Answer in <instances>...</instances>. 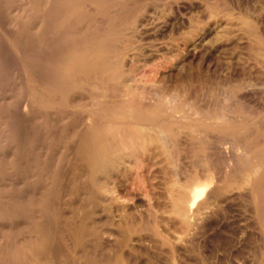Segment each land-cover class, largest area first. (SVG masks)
<instances>
[{
  "label": "rangeland",
  "instance_id": "rangeland-1",
  "mask_svg": "<svg viewBox=\"0 0 264 264\" xmlns=\"http://www.w3.org/2000/svg\"><path fill=\"white\" fill-rule=\"evenodd\" d=\"M97 3L99 8L88 10L84 20H74L71 29L107 33L111 25L108 19L114 13L111 7H125L129 13L121 17L112 37L118 44L123 41L121 45L136 39L134 44L141 46L142 57L138 56L135 65L138 84L134 83L133 89L108 82L96 71L62 69L66 78L74 79L80 95L78 102L70 103L65 91L58 95L54 84L41 82L26 71V66L23 69L14 59L0 60V110L9 111L0 120V264H28L21 259L14 261L12 254L33 240L42 244L45 238H49L50 252L43 251L35 264H264V0ZM138 19L158 24L147 20L144 32L142 28L134 31ZM52 26L29 32L36 38L28 47L33 49L32 43L45 47L53 37ZM201 34L207 38L204 49L193 55L188 42ZM69 36L73 41L80 35ZM148 91H166L170 96L169 92L176 98V109L166 112L141 104L140 94L146 96ZM127 92H139V99L126 108L127 112L148 113V119L137 121L150 124L153 131H145L147 126L140 127L136 118H114L110 98L122 101ZM97 96L104 101L101 109L93 105ZM27 98L33 110L20 108ZM160 98L162 102L164 98ZM95 112L106 122L117 120L133 126L131 139L122 140L118 132L116 140L111 132L105 136L107 144L117 146L114 155L124 160L114 172L117 191L113 200L104 199L91 171L81 166L76 156L85 120L92 119ZM158 127L166 135H155ZM149 132L158 136L152 144ZM257 164L260 169L252 171ZM247 174L252 175L250 180ZM246 179L249 183L245 184ZM191 186L208 188L200 201L210 197L207 208L200 216L192 213L187 224L178 217L175 206Z\"/></svg>",
  "mask_w": 264,
  "mask_h": 264
},
{
  "label": "bare ground",
  "instance_id": "bare-ground-1",
  "mask_svg": "<svg viewBox=\"0 0 264 264\" xmlns=\"http://www.w3.org/2000/svg\"><path fill=\"white\" fill-rule=\"evenodd\" d=\"M169 1V0H168ZM174 1V0H173ZM185 1V0H184ZM121 2V1H120ZM132 2V1H131ZM137 2V1H136ZM154 2V1H153ZM119 3V2H118ZM151 3V2H150ZM177 3V2H176ZM180 3V2H178ZM117 4V3H116ZM152 4V3H151ZM172 4V2H171ZM184 4V3H183ZM125 5V4H124ZM178 5V4H177ZM181 5V4H179ZM194 5V4H193ZM198 5V3L196 4ZM134 6V5H133ZM137 6V5H136ZM157 6V5H156ZM171 6V5H170ZM239 6V5H238ZM127 7V6H126ZM139 7V6H138ZM136 7V9L138 8ZM183 7V6H182ZM99 5L97 3V0H0V60H3V62H9V60L14 59L17 61V65L22 66L23 69L24 66H26V71H29L31 75L36 76L39 78L41 82H44L47 84L52 83L54 84L53 90L60 95L61 91H65L68 95L67 100L70 103H76L80 99V95L76 92L77 85L74 82V79L72 77H65L64 73H62V69H68V70H75L78 73L86 72V71H96L102 74V77H105L108 82L111 83H122L127 86L128 89H133L132 85L135 83L137 80V75L136 73V68L135 65L138 60L139 55V47H137L134 44V41H131L132 38L130 39L129 42L124 43L123 45L116 43V40L112 37L120 24H121V17L123 15L125 16L126 14L129 13L125 7L122 8H116L114 9L111 7V11L114 13L110 15L108 22L111 24L108 28L109 31L106 32H80V31H75L72 30V23L74 20H84L85 19V13L88 12V10H95L98 9ZM129 8V5H128ZM132 8V6H131ZM130 8V10H131ZM146 8V7H145ZM179 8V7H177ZM173 9V8H172ZM134 10V9H133ZM141 10V8H140ZM156 10V9H155ZM177 10V9H175ZM190 10V9H189ZM240 10V9H239ZM245 10V9H244ZM255 10V9H253ZM178 11V10H177ZM181 11V10H180ZM214 10H212L213 12ZM219 11V10H218ZM226 11V10H225ZM96 12V11H95ZM133 12V11H132ZM131 12V15H132ZM137 12V11H135ZM154 12V11H153ZM174 12V11H173ZM217 12V10H216ZM222 12V11H221ZM244 12V11H243ZM250 12V11H249ZM134 13V12H133ZM145 13V12H144ZM143 13V14H144ZM149 13V12H148ZM151 13V12H150ZM157 13V12H156ZM160 13V12H159ZM171 13V12H170ZM211 13V12H210ZM235 13V12H234ZM247 13V11H246ZM136 14V13H135ZM152 14V13H151ZM161 14V13H160ZM167 14V13H165ZM183 14V13H182ZM240 14V13H239ZM251 14V13H250ZM253 14V13H252ZM147 15V14H146ZM149 15V14H148ZM169 15V14H168ZM208 15V14H207ZM206 15V16H207ZM212 15V14H211ZM217 15V14H216ZM229 15V14H227ZM193 16V15H192ZM99 17V16H98ZM143 17V16H142ZM141 17V18H142ZM163 17V16H161ZM167 17V16H166ZM245 17V16H244ZM254 17V16H253ZM256 17V16H255ZM259 17V15H258ZM100 18V17H99ZM130 18V17H128ZM144 18V17H143ZM151 18V16H150ZM154 18V16H153ZM243 18V17H242ZM156 19V18H155ZM184 19V18H183ZM214 19V18H213ZM249 19V18H248ZM128 20V19H125ZM148 19H138L137 22H134V31L138 30L140 31L139 28H145L146 21ZM164 20V19H163ZM260 20V19H259ZM89 21V20H88ZM124 21V20H123ZM148 21H153L152 19H149ZM156 21V20H155ZM153 21V23L155 22ZM166 21V20H165ZM169 21V19H167ZM166 21V23H167ZM172 21V19L170 20ZM183 21V20H182ZM193 21V19L189 20ZM253 21V20H252ZM157 22V21H156ZM155 22V23H156ZM176 22V21H175ZM222 21H220L221 23ZM77 23V21H76ZM88 23V22H86ZM124 23V22H123ZM131 23V22H130ZM129 23V24H130ZM166 23H163V25H166ZM227 23V22H226ZM53 25L52 27L55 29L53 37L50 38L49 40L46 41L45 47L41 48L42 46H38L34 43H32L35 46H32L33 49H30L27 44L31 43L32 38H36V33L34 34L35 36H30L28 34L29 32H38L39 29L47 28L49 25ZM96 24V23H94ZM132 24V23H131ZM152 24V22H151ZM158 24V22H157ZM174 24V23H172ZM183 24V23H182ZM228 24V23H227ZM253 24V22H252ZM256 24V23H255ZM80 25V24H79ZM123 25V24H122ZM163 25L161 24L160 26L163 29ZM206 25V24H205ZM214 25V24H213ZM217 25V24H216ZM220 25V24H219ZM254 25V24H253ZM81 26V25H80ZM79 26V27H80ZM148 26V22H147ZM231 26V25H230ZM244 26V25H243ZM247 26V25H246ZM252 26V25H251ZM260 26V25H259ZM77 27V25H76ZM89 26L87 25V28ZM128 27V26H127ZM130 27V26H129ZM132 27V28H133ZM150 27V26H149ZM152 27V25H151ZM155 27V26H154ZM157 27V26H156ZM155 27V28H156ZM169 27V26H168ZM167 27V28H168ZM198 27V26H197ZM222 27V26H221ZM227 27V26H226ZM229 27V26H228ZM248 27V26H247ZM253 27V26H252ZM126 28V25H125ZM124 28V30H125ZM166 28V27H164ZM171 28V27H170ZM245 28V26H244ZM243 28V29H244ZM255 28V27H253ZM258 28V27H257ZM144 29L141 30L144 32ZM151 29V28H150ZM159 29V30H160ZM205 29V28H204ZM226 29V28H225ZM240 29V28H239ZM242 29V28H241ZM250 29V28H249ZM81 30V29H80ZM83 30V29H82ZM164 30V29H163ZM166 30V29H165ZM180 30V29H179ZM198 30V29H197ZM217 30V29H216ZM220 30V29H218ZM231 30V29H230ZM237 30V29H236ZM248 30V29H246ZM155 31V30H154ZM157 31V30H156ZM155 31V32H156ZM174 31V30H173ZM211 31V30H210ZM213 31V30H212ZM232 31V30H231ZM230 31V32H231ZM234 31V30H233ZM244 31V30H243ZM260 31V30H259ZM130 32V31H129ZM133 32V31H132ZM142 32V33H143ZM146 32V31H145ZM196 32V31H195ZM201 32V31H199ZM235 32V31H234ZM241 32V31H240ZM245 32V31H244ZM258 32V31H256ZM69 33L74 34V35H80L79 38L75 36L72 38L69 36ZM126 33V32H125ZM131 33V32H130ZM137 33V32H136ZM139 33V32H138ZM149 33V31H148ZM165 33V32H164ZM169 33V31H168ZM179 33V32H178ZM191 33V32H190ZM237 33V32H236ZM128 34V33H127ZM146 34V33H145ZM174 34V33H173ZM208 34V32H207ZM228 36V32L226 33ZM29 35V36H28ZM137 35V34H136ZM135 35V36H136ZM231 33L229 34V36ZM236 35V34H235ZM49 36V35H48ZM134 36V35H133ZM134 36V37H135ZM196 36V35H195ZM238 36V34H237ZM236 36V38H237ZM240 36V35H239ZM238 36V37H239ZM261 36V35H260ZM259 36V37H260ZM77 37V38H76ZM122 37V36H121ZM138 37V36H136ZM144 37V36H143ZM192 37V36H191ZM213 37V36H212ZM232 37V36H231ZM262 37V36H261ZM140 38V37H138ZM184 38V37H183ZM216 38V37H215ZM221 38V37H219ZM235 38V36H234ZM242 38V37H241ZM142 39V38H141ZM144 39V38H143ZM190 39V37H189ZM188 39V40H189ZM227 39V38H226ZM126 40L127 39H123ZM139 40V39H138ZM207 40V38H206ZM205 36L204 34L198 35L195 38L189 40L188 46L190 47L192 51H194L193 55L198 52V50L204 49L203 47L205 46ZM218 40V39H217ZM231 40V39H230ZM237 40V39H236ZM242 40V39H241ZM245 40V39H244ZM144 41V40H143ZM264 41V40H263ZM125 42V41H124ZM167 42V41H166ZM184 42V41H183ZM208 44L211 42L210 40L207 41ZM235 42V41H234ZM45 43V42H44ZM148 42H146L147 44ZM150 43V42H149ZM214 43V40L212 42ZM236 43V42H235ZM234 43V44H235ZM40 44V43H39ZM151 44V43H150ZM167 44V43H166ZM171 44V42H170ZM169 44V46H170ZM207 44V45H208ZM238 44V43H237ZM242 44V43H241ZM119 45V46H118ZM121 45V46H120ZM145 45V44H144ZM158 45V44H157ZM172 45V44H171ZM179 45V44H178ZM177 45V46H178ZM210 45V44H209ZM209 45L207 46L209 49ZM218 45V44H217ZM232 45V43H231ZM236 45V44H235ZM148 46V45H147ZM184 46V45H183ZM31 47V45H30ZM49 47H53L52 51L48 50ZM160 47V46H159ZM185 47V46H184ZM158 48V47H157ZM156 48V49H157ZM206 48V47H205ZM224 48V46H223ZM29 49V50H28ZM142 47V51H143ZM166 49V48H165ZM188 49V50H189ZM141 50V49H140ZM151 50V49H150ZM168 50V49H167ZM211 50V49H210ZM216 50V49H215ZM154 51V50H152ZM164 51V50H163ZM166 51V50H165ZM182 51V50H181ZM191 51V52H192ZM146 52V51H145ZM149 52V51H148ZM155 52V51H154ZM162 52V51H161ZM168 52V51H167ZM171 52V51H170ZM188 52V51H186ZM215 52V51H214ZM147 53V52H146ZM189 53V52H188ZM148 54V53H147ZM153 54V53H151ZM156 54V53H155ZM165 54V53H164ZM142 55V53H141ZM143 57H146L145 54L143 53ZM149 55V54H148ZM142 57V56H140ZM198 57V56H197ZM148 57H146L147 59ZM153 58V57H151ZM155 58V57H154ZM158 58V57H157ZM164 58V57H163ZM145 59V60H146ZM149 59V58H148ZM147 59V60H148ZM184 59V58H183ZM7 60V61H5ZM148 64L150 63L147 61ZM163 60V59H162ZM141 61V60H140ZM143 61V60H142ZM157 61V60H156ZM164 61V60H163ZM152 62V61H151ZM147 64V66H148ZM12 65V64H11ZM141 65V64H140ZM145 65V64H143ZM151 65V64H149ZM156 65V64H155ZM162 65V63H161ZM159 66V65H158ZM157 66V67H158ZM175 66V65H174ZM179 66V65H178ZM2 67V66H1ZM13 67V66H12ZM54 67L60 68L58 70L57 68L55 70ZM144 68V66H142ZM172 67V66H171ZM142 68V69H143ZM10 69V68H9ZM138 69V68H137ZM141 69V68H140ZM153 70V68H152ZM21 71V70H20ZM135 71V72H134ZM149 71V70H148ZM157 71V70H156ZM164 71V69H163ZM13 72V71H12ZM71 72V71H70ZM143 71H140V73ZM209 72V71H208ZM206 72V73H208ZM63 75H62V74ZM159 73V72H158ZM169 73V72H168ZM15 74V73H13ZM163 75V74H162ZM161 75V76H162ZM166 75V74H165ZM165 75H163L165 77ZM208 75V74H207ZM11 76V75H10ZM14 76V75H13ZM146 76V75H145ZM144 76V77H145ZM162 76V78H163ZM170 76V75H169ZM5 77V76H4ZM151 77V76H150ZM168 77V76H167ZM230 77V76H229ZM140 78V77H139ZM166 78V77H165ZM169 78V77H168ZM167 79V78H166ZM25 80V79H24ZM10 81V80H9ZM163 81V80H162ZM165 82V81H163ZM12 83V82H11ZM138 84V82H136ZM135 83V84H136ZM10 84V83H9ZM121 84V85H122ZM134 84V85H135ZM29 85V84H28ZM56 85V86H55ZM177 85V84H176ZM164 86V85H163ZM173 86V85H172ZM135 87V86H134ZM140 87V86H139ZM145 87V86H144ZM169 87V86H168ZM138 88V86H137ZM146 88V87H145ZM14 89V88H13ZM143 89V88H142ZM151 89V88H150ZM172 90V88H171ZM170 90V91H171ZM27 91V90H26ZM133 91V90H132ZM142 91V90H141ZM139 91V92H141ZM151 91V90H150ZM158 91V90H157ZM162 91V89H161ZM160 91V92H161ZM137 93H133V95L125 94V97L122 98V101L119 100L117 101V98L112 96L110 98V102L113 103V108L111 109L112 114L114 118H119L121 117H128L131 119H135L137 121V118L143 119H148L149 117L147 115L145 116V111L144 113L142 112H127V109L131 108V104L134 103L137 99ZM144 92V90H143ZM152 94V92L148 91V95H143L144 93H141L140 96H142V99L139 101L141 104L149 107H155L158 106L159 110H164L166 112H173L175 108V103L173 102L174 97L171 98L172 94L167 96V92L163 91L158 94L155 93ZM64 93V92H63ZM108 94V93H107ZM135 94V95H134ZM159 96H158V95ZM128 95V96H127ZM123 96V95H122ZM159 97V98H158ZM163 97L164 100L162 101L164 104H159L162 103L161 98ZM158 98V99H157ZM166 98V99H165ZM182 99V98H181ZM187 100V99H186ZM22 101V100H21ZM107 101V100H106ZM184 101V100H183ZM103 100L99 98L98 96L93 99V105L95 107L100 108L103 105ZM179 102V100H178ZM188 102V101H187ZM23 103V102H22ZM174 103V104H173ZM183 103V102H182ZM190 103V102H189ZM179 104V103H178ZM187 104V103H186ZM21 105V104H20ZM92 105V104H91ZM164 105V106H163ZM90 106V105H89ZM191 106V105H190ZM24 107V111L27 110L28 107L33 110V106L30 103V99L27 98V100L24 103V106H21L20 108ZM141 107V105H140ZM189 107V106H188ZM187 107V108H188ZM16 108V107H15ZM19 108V107H18ZM87 108V107H86ZM127 108V109H126ZM150 108V109H151ZM163 108V109H162ZM12 109V108H11ZM176 109V108H175ZM22 110V109H21ZM49 110V109H48ZM103 110V109H102ZM192 110V108H191ZM16 111V110H15ZM37 111V110H35ZM52 111V110H50ZM55 111V110H54ZM95 111V110H94ZM93 111V112H94ZM97 111V110H96ZM20 112V111H18ZM43 112V111H42ZM45 112V111H44ZM101 111H99L100 113ZM9 111L5 109L0 110V120L5 118L8 115ZM92 113V111H91ZM152 113V112H151ZM159 113V112H158ZM19 114V113H18ZM44 114V113H43ZM97 112L93 113V118L92 119H87L85 120L86 122V128L83 133L82 138L80 139L79 146L76 151V156L78 158V162L81 166L87 167L92 175L94 176L95 180L99 184V190L101 191V194L104 196L105 200H108L107 198L113 200L116 199V184H115V177H114V172L119 168V163H123L124 161L122 157L119 155H114L115 154V149L114 146L111 144H107V139L105 136H107V132H111L113 135V138L117 139V133L118 132L122 137V140H128L132 138L133 135V126L131 125L130 122H119L116 123V121H107L103 120L102 117H97ZM22 115V113H21ZM27 115V114H24ZM19 116V115H17ZM34 116V114H33ZM32 116V117H33ZM60 116V115H59ZM167 116V115H166ZM14 117V115H13ZM25 117V116H24ZM67 117V116H66ZM152 117V116H150ZM188 117V116H187ZM21 118V117H20ZM24 119V118H23ZM22 119V120H23ZM29 119H31L29 117ZM159 119V118H158ZM181 120V119H180ZM14 121V120H13ZM30 121V120H29ZM28 121V122H29ZM159 121V120H158ZM9 122L12 123V121L9 120ZM27 122V121H26ZM139 123V121H137ZM157 122V121H156ZM159 123V122H158ZM157 123V124H158ZM185 123V122H184ZM31 124V122H29ZM136 124V123H135ZM140 124V123H139ZM156 124V125H157ZM160 124V123H159ZM9 125V124H8ZM108 126L105 128V126ZM131 125V129H130ZM152 125H154L152 123ZM13 126V125H12ZM29 126V125H28ZM27 126V127H28ZM31 126V125H30ZM137 125H134V127ZM144 126L145 131H149L152 129L150 127V124L145 125V122L140 124V127ZM160 126V125H158ZM117 127V128H115ZM129 127V128H128ZM140 127H137L138 129ZM192 127V126H191ZM18 128V127H17ZM136 128V127H135ZM134 128V130H135ZM151 128V129H150ZM160 128V127H158ZM157 128V129H158ZM21 129V128H20ZM116 129V130H115ZM118 129V130H117ZM137 129V130H138ZM154 129V128H153ZM153 129L151 131H153ZM5 130V129H4ZM197 130V129H196ZM203 130V129H202ZM54 131V130H53ZM155 131V130H154ZM177 131V130H176ZM194 131V130H193ZM204 131V130H203ZM169 132V131H168ZM167 132V134H168ZM185 132V131H184ZM210 132V131H209ZM208 132V133H209ZM147 133V132H146ZM145 133V134H146ZM154 133V132H153ZM152 132H149L151 135V141L148 138L149 144L154 141L155 135L158 136H164L166 135L165 131L160 128L159 133L153 135ZM156 133V132H155ZM170 133V132H169ZM177 133V132H176ZM196 133V131H195ZM207 133V134H208ZM215 133V132H214ZM132 134V135H131ZM172 134V133H171ZM170 134V135H171ZM192 134V132H191ZM231 134V133H230ZM169 135V134H168ZM174 135V134H173ZM202 135V134H201ZM205 135V134H204ZM212 135V134H210ZM215 135V134H214ZM149 136V135H148ZM147 136V137H148ZM155 136V137H154ZM157 136V137H158ZM172 136V135H171ZM177 136V135H175ZM196 136V135H195ZM8 137V136H7ZM14 137V136H13ZM156 137V138H157ZM207 137V136H206ZM111 138V137H110ZM112 138V139H113ZM204 138V137H203ZM208 138V137H207ZM115 139V140H116ZM158 139V138H157ZM211 138H209L210 140ZM113 140L112 142L114 143ZM134 140V138H133ZM132 140V141H133ZM156 140V139H155ZM165 140V139H164ZM205 140H207L205 138ZM208 140V142H210ZM76 141V140H75ZM144 141L145 138H144ZM217 141V140H216ZM118 142V141H117ZM122 142V141H121ZM126 143V141H124ZM134 142V141H133ZM110 143V142H109ZM131 144V141L129 142ZM139 143V142H138ZM118 144V143H117ZM135 144V143H134ZM148 144V145H149ZM132 145V144H131ZM147 145V144H146ZM163 145V144H162ZM119 146V145H118ZM126 146V145H125ZM164 146H167L166 143ZM135 145H133V148ZM138 147V146H137ZM248 147V146H247ZM250 148V147H249ZM144 150V149H143ZM121 151V148H120ZM127 153L128 150L126 149ZM147 151V150H146ZM145 151V152H146ZM118 152V151H117ZM137 153L134 149V153ZM251 152V151H250ZM260 152V151H258ZM121 152H119L120 154ZM130 155L134 154L133 152L129 151ZM147 153V152H146ZM248 153V151L246 152ZM118 154V153H117ZM124 155V153L122 152ZM245 154V153H244ZM74 155V154H73ZM122 155V156H123ZM136 155V154H135ZM248 155V154H247ZM245 155V156H247ZM251 155V154H250ZM134 156V155H133ZM249 156V155H248ZM259 156V155H258ZM126 157V156H125ZM139 157V156H138ZM142 157V156H141ZM149 157V156H148ZM143 158V157H142ZM211 158V157H210ZM263 158V157H262ZM135 159V158H134ZM236 160V159H235ZM248 160V159H247ZM257 160V159H256ZM240 161V160H239ZM245 161V160H244ZM264 161V160H262ZM261 161V162H262ZM238 162V161H237ZM248 162V161H247ZM76 163V162H75ZM137 163V162H136ZM218 163V162H216ZM220 163V162H219ZM232 163V162H231ZM236 163V162H235ZM258 163V161H257ZM56 164V163H55ZM212 164V163H211ZM247 164V163H246ZM128 165V164H127ZM223 165V164H222ZM225 165V164H224ZM242 165V164H241ZM251 165V164H250ZM254 165V164H253ZM261 165V164H260ZM79 166V165H78ZM141 166V165H140ZM238 166V165H237ZM262 166V165H261ZM219 167V166H218ZM240 167V166H238ZM236 167V168H238ZM256 169H251L252 171L259 170L258 164L255 166ZM253 168V167H252ZM258 168V169H257ZM242 169V168H241ZM215 170V169H214ZM231 170V169H229ZM236 170V169H235ZM234 170V171H235ZM239 170V168H238ZM118 171V170H117ZM116 171V172H117ZM148 171V170H147ZM206 171V170H205ZM220 171V170H219ZM248 171V170H247ZM236 172V171H235ZM208 173V172H207ZM238 173V172H236ZM250 173V172H249ZM199 174V172H198ZM218 174V173H216ZM255 174V172H254ZM222 175V174H221ZM230 175V174H229ZM250 175V174H249ZM248 176L249 180L251 179ZM56 176V175H55ZM224 176V175H222ZM218 177V176H217ZM196 178V177H195ZM264 180V179H263ZM245 181V180H244ZM117 183V182H116ZM231 183V182H230ZM246 183L247 179H246ZM263 184V182H260ZM214 184V183H213ZM211 185V183H210ZM248 185V184H247ZM220 186V185H219ZM58 187V186H57ZM190 188V187H189ZM217 188V187H216ZM227 189V188H226ZM216 191V189H214ZM208 191V188L206 186H201V187H194L189 190L187 194H183L181 198L176 203L175 210L177 212L178 217H180L185 223H189L190 215L192 213H195L196 216H200L202 213V209L206 207L205 205L207 204V200L200 201L199 197L202 194H206ZM181 194V193H180ZM182 195V194H181ZM205 197V195H203ZM118 197V196H117ZM33 198V197H32ZM203 198V197H202ZM123 199V198H122ZM123 202V201H122ZM6 204V202H5ZM8 204V203H7ZM175 205V204H174ZM196 208L195 212L194 210L192 211L193 208ZM194 208V209H195ZM207 208V207H206ZM205 208V209H206ZM123 209V207H122ZM101 211V210H100ZM208 213V212H207ZM211 213V212H210ZM200 214V215H199ZM209 214V213H208ZM175 214V216H177ZM205 215V214H204ZM203 215V216H204ZM200 218V217H199ZM104 219V218H101ZM121 219V218H120ZM195 219V218H194ZM207 219V218H206ZM200 222V221H199ZM3 225V224H2ZM6 226V225H3ZM196 226V225H195ZM41 232V231H40ZM186 233V232H185ZM35 238V237H34ZM39 239V236H36V240ZM86 239V238H85ZM76 240V239H75ZM108 241V240H107ZM29 243V242H28ZM65 245V244H64ZM50 248V241L49 238H45V240L42 242V244H39L37 242H31L29 244H26L25 246L21 247L19 252H15L12 254V258L14 261L16 260H22L28 264H35V260H37L40 257V254L43 253V251H49L47 250ZM110 248V247H109ZM52 252V251H51ZM93 252V251H92ZM10 254V253H9ZM43 255V254H42ZM133 256V255H132ZM9 258L8 256H4ZM11 257V256H10ZM43 258V257H41ZM10 259V258H9ZM11 260V259H10ZM13 261V262H14ZM119 261V260H118ZM11 262V261H10ZM37 263V262H36Z\"/></svg>",
  "mask_w": 264,
  "mask_h": 264
}]
</instances>
